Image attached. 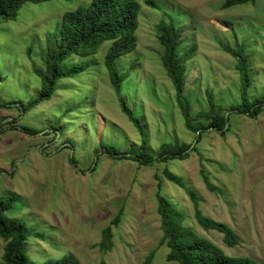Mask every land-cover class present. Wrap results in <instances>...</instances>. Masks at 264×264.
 <instances>
[{
	"label": "rangeland",
	"instance_id": "rangeland-1",
	"mask_svg": "<svg viewBox=\"0 0 264 264\" xmlns=\"http://www.w3.org/2000/svg\"><path fill=\"white\" fill-rule=\"evenodd\" d=\"M89 1H26L14 18H0V197L15 195L5 216H20L43 234L27 237L29 256L41 263L71 254L80 264H146L151 256L148 264H177L166 260L168 248L159 242V190L199 235L229 255L264 264V109L249 117L231 107L239 102L242 82L237 60L223 49L243 44L248 94L264 95V0L229 8H222L224 0H155L156 7L137 0L136 47L115 58L123 76L119 92L103 64L105 41L93 54L72 53L59 62L63 70L77 64L85 68L59 78L49 99L23 113L40 88L33 68L44 67L43 57L53 45L47 34L57 30L63 12ZM169 17L192 47L184 62L183 94L193 123L206 125L197 112L218 105L229 116L223 130L203 129L197 144V133L186 128L160 63L156 25ZM120 97L143 125L154 158L149 163L102 152V146L112 144L137 153L142 143L121 110ZM22 125L39 131L28 133ZM164 142L191 147L184 158L163 161ZM195 144L198 150H191ZM164 167L196 192L204 215L228 224L241 237L238 245L227 246L221 232L199 226L188 193L164 175ZM201 167L220 192L206 188ZM107 226L110 248L102 250L98 243ZM3 244L0 237V255Z\"/></svg>",
	"mask_w": 264,
	"mask_h": 264
},
{
	"label": "trees",
	"instance_id": "trees-1",
	"mask_svg": "<svg viewBox=\"0 0 264 264\" xmlns=\"http://www.w3.org/2000/svg\"><path fill=\"white\" fill-rule=\"evenodd\" d=\"M26 1L40 2L46 0H0V18H14L21 4ZM255 1L224 0L222 8L248 2L254 3ZM144 2L152 7L157 5L155 0H144ZM139 8L140 3L137 0H90L76 8L63 12L57 30L47 34L49 45L50 43L53 45L50 46V51L43 57L44 67L33 68V71L39 77L40 88L37 95L23 107V113L41 101L49 99L57 89L56 82L59 78L71 76L85 68L84 64H77L63 70L59 67V62L72 53L81 56L93 54L105 41H109V45L103 56V64L114 90L119 92L123 76L115 67V58L129 53L136 47L137 36L135 31L138 27ZM156 37L162 46L160 63L173 84L176 100L179 103L186 128L197 133V144L201 140L203 129L210 127L216 130L224 129L225 122H229V116L225 118L223 107L218 105L217 108L200 109L197 112L208 121L206 125L193 123L190 101L183 94L184 62L191 55L192 47L188 46V42L182 36V29L171 17H169L168 22H160L156 25ZM53 47H55L54 50ZM223 49L237 60L236 68L242 82L239 89V102L231 105V107L234 110L247 113L249 117H256L264 109V95L250 98L248 94L250 78L247 71V57L245 56L244 46L236 42L233 46L223 45ZM120 102L122 112L127 115L142 136L140 149L137 153L132 150L121 152L116 145L108 144L101 147L102 152L110 155H120L121 158L133 159L140 163H149L154 158L146 148L143 125L140 119L134 115L125 99L121 98ZM14 122L8 121L6 124L10 125ZM21 129L31 134L39 131L28 125H22ZM196 144L191 150H198ZM190 147L191 143L175 145L171 142H164L160 146V156H162L163 161L173 158L181 159L188 155L187 150ZM125 153L129 154L126 155ZM199 171L208 190L221 191L218 186L209 180L203 167ZM163 173L169 180L184 187L193 204L194 217L199 226L205 230L213 229L221 232L222 239L227 246H236L241 242V237L228 224L214 220L202 213L196 192L187 187L179 176L170 172L166 167H164ZM156 201L157 213L160 216L163 232L159 242L168 248L165 256L167 261H176L177 264H257L249 256L229 255L220 246L199 235L192 227L184 223V213L177 209L159 190L156 192ZM14 202L15 195L0 197V237L4 241L0 264H80L71 254L64 255L61 258H48L41 263L34 261L28 254L27 237L30 234L36 236H43V234L35 226H30L20 216H5V211L11 209ZM112 221L117 223L119 217L116 216ZM110 238V227L107 226L102 230L98 247L102 250L109 249ZM150 258L151 256L147 258L146 264H148Z\"/></svg>",
	"mask_w": 264,
	"mask_h": 264
},
{
	"label": "water",
	"instance_id": "water-1",
	"mask_svg": "<svg viewBox=\"0 0 264 264\" xmlns=\"http://www.w3.org/2000/svg\"><path fill=\"white\" fill-rule=\"evenodd\" d=\"M225 118H227V114L225 115ZM228 125V122L226 121L225 122V127ZM21 128V127H20ZM221 130H223V128L222 129H219V131H221ZM78 171H80L79 169H77Z\"/></svg>",
	"mask_w": 264,
	"mask_h": 264
}]
</instances>
